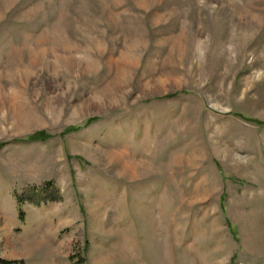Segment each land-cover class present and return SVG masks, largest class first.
<instances>
[{
	"label": "rangeland",
	"instance_id": "1",
	"mask_svg": "<svg viewBox=\"0 0 264 264\" xmlns=\"http://www.w3.org/2000/svg\"><path fill=\"white\" fill-rule=\"evenodd\" d=\"M0 258L264 264V0H0Z\"/></svg>",
	"mask_w": 264,
	"mask_h": 264
},
{
	"label": "trees",
	"instance_id": "2",
	"mask_svg": "<svg viewBox=\"0 0 264 264\" xmlns=\"http://www.w3.org/2000/svg\"><path fill=\"white\" fill-rule=\"evenodd\" d=\"M75 127H77V125L66 127V129H73V128H75ZM26 137H41V136H40V135H29V136H26ZM0 260H1L3 263H7V262H5V260H3V259H1V258H0Z\"/></svg>",
	"mask_w": 264,
	"mask_h": 264
}]
</instances>
